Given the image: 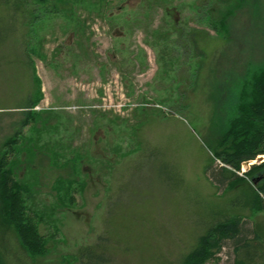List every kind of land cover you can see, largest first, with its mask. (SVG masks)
Here are the masks:
<instances>
[{"label": "rangeland", "instance_id": "obj_1", "mask_svg": "<svg viewBox=\"0 0 264 264\" xmlns=\"http://www.w3.org/2000/svg\"><path fill=\"white\" fill-rule=\"evenodd\" d=\"M9 16L0 7V29ZM17 18L0 49V146L32 88L11 62L26 44L41 98L11 165L44 239L33 253L0 208V264H80L104 236L110 264H178L215 219L264 227L250 178L217 186L206 172L233 90L264 64V0H30ZM234 260L225 245L207 264Z\"/></svg>", "mask_w": 264, "mask_h": 264}, {"label": "trees", "instance_id": "obj_2", "mask_svg": "<svg viewBox=\"0 0 264 264\" xmlns=\"http://www.w3.org/2000/svg\"><path fill=\"white\" fill-rule=\"evenodd\" d=\"M29 1L0 0V7L10 15L7 27L0 29V49H4L7 42L11 41L18 29L17 15ZM52 10L57 11L56 6ZM226 14L222 12L219 21V25L225 30ZM11 56L13 67L18 63L30 67L32 88L17 104L23 111V119L0 146V208L3 218L14 227L21 243L34 253L41 249L44 237L38 231L39 221L29 214L28 200L32 194L30 185L15 176L11 155L13 151H18L22 129L36 117L32 108L41 98V88L27 45L21 49V54L11 53ZM209 146L219 163L216 167H206L211 181L217 186H229L233 181L250 178L253 187L250 192L243 193L245 202L252 209H264V160L252 164L245 172H240L243 162L255 160L259 155L264 156V64L248 70L240 79L233 90L223 130ZM108 239L107 236L99 237L97 243L80 249V264H110L112 254L107 247ZM225 245H230L235 254L234 264H253L262 253L264 257V227L252 228L250 221L238 215L215 219L197 237L194 246L180 256L178 264H207Z\"/></svg>", "mask_w": 264, "mask_h": 264}]
</instances>
